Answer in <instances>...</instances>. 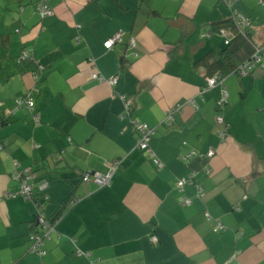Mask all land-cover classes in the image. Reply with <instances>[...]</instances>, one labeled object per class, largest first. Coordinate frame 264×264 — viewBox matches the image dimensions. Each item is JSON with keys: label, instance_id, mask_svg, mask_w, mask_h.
Instances as JSON below:
<instances>
[{"label": "crops", "instance_id": "1", "mask_svg": "<svg viewBox=\"0 0 264 264\" xmlns=\"http://www.w3.org/2000/svg\"><path fill=\"white\" fill-rule=\"evenodd\" d=\"M38 1L0 0V264H264V72L232 75L238 58L218 64L232 41L226 3L51 0L53 15L42 20ZM257 1L234 7L251 21L249 52L264 45ZM120 31L124 43L106 50ZM23 51L32 61H18ZM212 72L225 77L222 109L223 87L207 89ZM31 91L35 111L8 115ZM180 104L175 123L162 124ZM130 121L157 128L154 158L138 149ZM192 152L203 157L186 159ZM119 160L110 187L82 181ZM16 165L31 170L32 201L19 194ZM191 176L180 193L177 183ZM43 195L55 231L39 257L30 238L41 233ZM218 223L225 230L215 233Z\"/></svg>", "mask_w": 264, "mask_h": 264}, {"label": "built area", "instance_id": "2", "mask_svg": "<svg viewBox=\"0 0 264 264\" xmlns=\"http://www.w3.org/2000/svg\"><path fill=\"white\" fill-rule=\"evenodd\" d=\"M51 0H39L36 4V11L39 14L40 18L42 20L51 17L53 15V9L50 6ZM64 1V0H62ZM226 3L227 7L230 10V20L232 22V26L230 29L223 32L224 36L228 39V41H231L235 38V33H239L244 38H248V31L251 28V21L246 18L245 16L241 15L237 10L234 9L235 5L240 2L241 0H221ZM261 5L264 6V0H258ZM19 32V31H17ZM206 37V36H204ZM124 43V34L123 32H118L111 39L106 41L104 43V47L106 50H112L116 45H121ZM129 46L132 49L137 48V43L134 38L130 39ZM18 61L20 63L32 61V55L31 53L27 51H23L20 57L18 58ZM260 68L264 72V45H262L259 48H256L254 51V54L251 56L250 59H248L246 62L242 63L235 71H233L232 75L237 76H247L255 69ZM92 79L98 80L101 83H107L110 86H117L118 85V78H111L106 79L102 77L101 75L94 74L92 76ZM225 77L221 74H214L211 78L208 79V85L207 89H213L217 86H222L224 84ZM206 89V90H207ZM38 92V90L36 91ZM228 99V93L226 89L223 87V97L221 101H219V107L222 109L223 106L226 104ZM189 104V103H187ZM132 103L130 101L125 102V115L123 118H128L132 113ZM1 106V104H0ZM35 98H34V92H28L24 98L17 99L15 101V106L12 110L9 111L8 115H13L16 113V111L24 108L27 109L29 112L33 113L35 111ZM184 107V104L178 105L176 108L171 109L166 112L165 119L162 124L171 126L175 123V115L180 112V110ZM264 113V109L262 111ZM36 122H39L38 116H34ZM219 124L224 123V119L220 117L218 119ZM131 124V130L133 133L138 135V149L146 152L151 157H155L154 152L152 151L150 147L151 141L155 138L157 133L156 127H151L147 124L140 123L137 121H130ZM219 137L222 139V141L226 140V134L223 132L218 133ZM3 150V147L0 143V152ZM215 156V151L210 150L208 154L204 157L207 159H212ZM193 157H203L201 155H198L195 152H192L186 156V159H191ZM123 161H115L109 165V171L106 175H103L101 173H86L82 177V181L86 184L94 183L99 188H105L110 187L112 178L114 175L117 174V172L121 169L123 166ZM156 164L159 169L163 168V165L156 160ZM17 166V165H16ZM14 178L20 182L21 184V190L20 195L26 200V201H32V195H33V186L30 183L31 180V170L30 169H23L19 166L16 167L14 172ZM193 184V177L191 176L189 179H183L177 183V189L180 193H183L184 187L186 185H192ZM48 188L47 185L40 186V191H45ZM201 194H203V190L200 189ZM48 202V197L46 195H43L42 198L37 202L36 204V224L38 228L41 229V233H36L30 238V241L32 243L31 252L33 254L38 255L39 257L45 256L47 253L44 250V244L46 240L51 239L52 233L55 231L54 223L50 222L45 219V205ZM76 204L75 200H72L70 202V206H74ZM180 204L183 206H190L192 204L191 200L182 197L180 199ZM208 220H212L211 216L207 214ZM225 230V227L218 223L216 227L214 228L215 233H219ZM153 243H157V239H152ZM76 256L77 257H84L86 259L91 258L90 253H85L77 248L76 250Z\"/></svg>", "mask_w": 264, "mask_h": 264}, {"label": "trees", "instance_id": "3", "mask_svg": "<svg viewBox=\"0 0 264 264\" xmlns=\"http://www.w3.org/2000/svg\"><path fill=\"white\" fill-rule=\"evenodd\" d=\"M229 25L230 27L228 28H231L232 26L231 20H229ZM249 44H250L249 35H248V38L246 39L236 32L235 38L227 44V48L223 51L222 58H220L218 61V64L221 65L220 67L223 68L224 64H228V62H233L236 60V58H238L241 61V63L237 62L238 64L236 68H238V66L241 65L245 61L244 59L248 55V53L250 54V58H251V56L254 54V50L249 52V49H250ZM212 75H214V73Z\"/></svg>", "mask_w": 264, "mask_h": 264}, {"label": "rangeland", "instance_id": "4", "mask_svg": "<svg viewBox=\"0 0 264 264\" xmlns=\"http://www.w3.org/2000/svg\"><path fill=\"white\" fill-rule=\"evenodd\" d=\"M218 2V1H217ZM257 2H259V1H257ZM221 5H223V3H221ZM229 9V8H228Z\"/></svg>", "mask_w": 264, "mask_h": 264}]
</instances>
